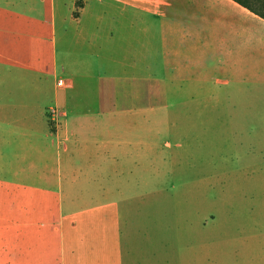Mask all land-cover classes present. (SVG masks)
<instances>
[{"label": "crops", "instance_id": "crops-1", "mask_svg": "<svg viewBox=\"0 0 264 264\" xmlns=\"http://www.w3.org/2000/svg\"><path fill=\"white\" fill-rule=\"evenodd\" d=\"M79 1L75 19L52 16L54 48L45 69L8 65L5 44L0 50V105L16 109L0 112V264L166 260V242H133L123 219L131 211L126 200L149 197L158 181L148 169L157 144L151 114L147 106L134 107L149 88L163 102L228 103L230 119L229 104L250 102L252 142L240 138L242 152L235 153L239 172L250 173L239 178V214L264 216V17L234 0ZM0 4L5 33V0ZM61 5L53 0L51 6ZM97 6L108 7L109 16ZM67 29L97 45L59 52ZM105 30L108 48L98 42ZM15 71L24 78L12 85ZM49 108L57 109L52 120ZM251 148L248 161L242 153ZM263 230L259 224L253 231ZM171 236L179 252L192 243L178 242L176 231L163 233ZM239 243L254 251L262 244ZM237 255L224 257V264H264L260 254Z\"/></svg>", "mask_w": 264, "mask_h": 264}, {"label": "rangeland", "instance_id": "rangeland-1", "mask_svg": "<svg viewBox=\"0 0 264 264\" xmlns=\"http://www.w3.org/2000/svg\"><path fill=\"white\" fill-rule=\"evenodd\" d=\"M52 1L5 0V33L0 17V50L5 44L8 65L17 67L16 62H31L39 69L49 65L54 48L50 40L52 16L75 19L81 9L79 0H73V5L71 0H63L65 5L56 7L51 6ZM97 13L108 17V7L97 6ZM87 27L94 30V23L88 22ZM66 31L67 36L58 39L59 52L62 48L97 45L96 38L79 39L72 35V29ZM108 37V31L102 32L98 37L99 45L108 48ZM8 78L16 85L24 77L15 71ZM247 86L250 89L251 84L246 82L244 87ZM202 93L199 89V94ZM6 95L12 98L8 97V88ZM147 98L144 96L142 103L136 100L134 107L147 106L151 114L150 128L156 130L157 144L151 146L156 151L151 150L148 169L151 180L158 181L151 183L149 197L126 200L131 211L123 219L133 230L132 241L166 242L167 255L162 264H224V257L228 255L264 256V230L262 233L253 231L259 224L264 229V216L239 214V209L244 210V198L240 199L243 194L239 193V178L244 171L239 167L242 173L239 172L235 153L242 152L240 138L252 142L250 102L236 104L238 117H233L235 105L229 104L232 107L230 119L226 118L228 103L163 102L158 98L157 88H149ZM11 108L16 110L14 106ZM11 108L0 105V112L13 114ZM50 109L47 114L51 119ZM244 153L242 156L252 161V148ZM244 174L250 176L249 171ZM175 231L179 235L178 242H192L182 245L185 251H181V257L173 237H163V233L174 234ZM239 242L262 244L254 251L250 246L245 250L244 244Z\"/></svg>", "mask_w": 264, "mask_h": 264}, {"label": "trees", "instance_id": "trees-1", "mask_svg": "<svg viewBox=\"0 0 264 264\" xmlns=\"http://www.w3.org/2000/svg\"><path fill=\"white\" fill-rule=\"evenodd\" d=\"M251 12L264 17V0H234Z\"/></svg>", "mask_w": 264, "mask_h": 264}, {"label": "built area", "instance_id": "built-area-1", "mask_svg": "<svg viewBox=\"0 0 264 264\" xmlns=\"http://www.w3.org/2000/svg\"><path fill=\"white\" fill-rule=\"evenodd\" d=\"M62 81L60 80L59 81V83H61ZM49 114L53 117V116H56V114H57V109L56 108H51L50 110H49Z\"/></svg>", "mask_w": 264, "mask_h": 264}]
</instances>
